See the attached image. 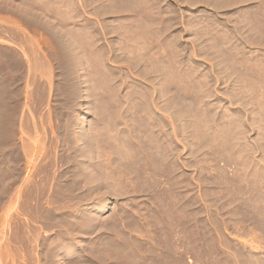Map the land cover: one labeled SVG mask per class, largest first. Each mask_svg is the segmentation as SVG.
<instances>
[{
	"label": "rangeland",
	"instance_id": "obj_1",
	"mask_svg": "<svg viewBox=\"0 0 264 264\" xmlns=\"http://www.w3.org/2000/svg\"><path fill=\"white\" fill-rule=\"evenodd\" d=\"M0 264H264V0H0Z\"/></svg>",
	"mask_w": 264,
	"mask_h": 264
},
{
	"label": "bare ground",
	"instance_id": "obj_2",
	"mask_svg": "<svg viewBox=\"0 0 264 264\" xmlns=\"http://www.w3.org/2000/svg\"><path fill=\"white\" fill-rule=\"evenodd\" d=\"M129 28V27H128ZM126 34L125 35H127V34H129L130 36V38H132V41H130V42H132L133 44H134V46L135 47H140V48H144V46H146V42H145V40L147 39V37L148 36H144L143 34L144 33H142L141 34V36H140V38L139 37H137V36H134V33L133 32H125ZM154 33V32H153ZM136 35V34H135ZM138 35H140V33H138ZM152 36L154 35L155 36V40H156V43L158 44V46L160 47V48H162L163 49V46H164V39L161 37H158V36H156V35H158L157 33H156V35L155 34H151ZM127 37V36H126ZM137 37V38H136ZM135 38V39H134ZM165 38V37H164ZM158 47V48H159ZM141 51V50H140ZM165 51V50H164ZM146 53V52H145ZM160 53H161V51H160ZM164 59H165V57H164V53H163V50H162V53H161V55H160V62H159V65L161 66L163 63H164Z\"/></svg>",
	"mask_w": 264,
	"mask_h": 264
},
{
	"label": "crops",
	"instance_id": "obj_3",
	"mask_svg": "<svg viewBox=\"0 0 264 264\" xmlns=\"http://www.w3.org/2000/svg\"><path fill=\"white\" fill-rule=\"evenodd\" d=\"M208 1H210V0H208Z\"/></svg>",
	"mask_w": 264,
	"mask_h": 264
}]
</instances>
